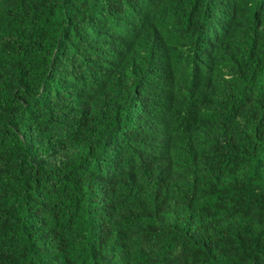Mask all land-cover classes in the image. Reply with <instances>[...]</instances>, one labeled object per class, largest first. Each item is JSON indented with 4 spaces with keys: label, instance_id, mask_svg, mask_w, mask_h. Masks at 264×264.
<instances>
[{
    "label": "trees",
    "instance_id": "trees-1",
    "mask_svg": "<svg viewBox=\"0 0 264 264\" xmlns=\"http://www.w3.org/2000/svg\"><path fill=\"white\" fill-rule=\"evenodd\" d=\"M0 264H264V0H0Z\"/></svg>",
    "mask_w": 264,
    "mask_h": 264
}]
</instances>
